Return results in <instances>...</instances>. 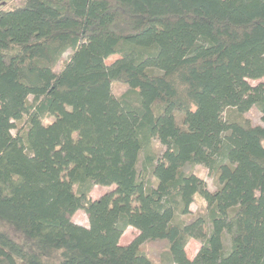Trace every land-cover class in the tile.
<instances>
[{
    "label": "trees",
    "instance_id": "16d2710c",
    "mask_svg": "<svg viewBox=\"0 0 264 264\" xmlns=\"http://www.w3.org/2000/svg\"><path fill=\"white\" fill-rule=\"evenodd\" d=\"M0 264H264V0L0 7Z\"/></svg>",
    "mask_w": 264,
    "mask_h": 264
},
{
    "label": "rangeland",
    "instance_id": "374dc122",
    "mask_svg": "<svg viewBox=\"0 0 264 264\" xmlns=\"http://www.w3.org/2000/svg\"><path fill=\"white\" fill-rule=\"evenodd\" d=\"M23 2H24V0H0V7L19 6V5H22ZM69 53L70 52H67L63 55V58L59 62V65L57 68H59L60 64H62V62L68 58ZM117 57H118V55H116V54L112 55L107 59V62L111 63ZM128 88H129V86L127 84L121 82V81H114L112 83V89L116 95H121ZM142 95H144L143 91H142ZM247 116H249L251 119H253V121L255 123L261 122V120H260L261 114H260V111L257 107H253L251 110H249L247 112ZM156 145H158V143L154 142V144L152 145V149H154V147H156ZM184 169L186 171H191V170L195 171L199 175H201L203 178H205L209 189L214 190L216 188V182L214 181V178L209 174V171L205 167H203L201 165H190V164H188L184 167ZM107 189H108V187H106V186L94 185L93 190H92V197L95 198V197L100 196ZM205 207H206V202L199 195L196 197L195 202H193L191 205V208L194 211L204 210ZM71 218L73 221H75L77 223H80L83 225L89 224V215L84 209L78 210L75 214H73L71 216ZM139 233L140 232L137 228L130 226L124 232V234L121 238V242L122 243H129L134 238H136L139 235ZM19 238H21V237L19 236ZM226 242H227V244L229 243L228 237L226 239ZM142 247L156 260H160V259L169 255L168 244L166 241H150V240H147V241L142 243ZM199 247H200V243L196 239L190 238L188 240V243L186 246V251H187L188 257L193 258L196 255ZM55 255L56 254H53L54 257H55ZM56 259H58V257H56Z\"/></svg>",
    "mask_w": 264,
    "mask_h": 264
}]
</instances>
